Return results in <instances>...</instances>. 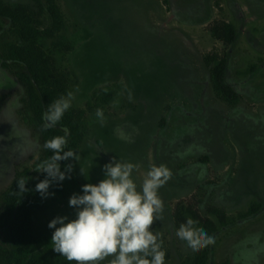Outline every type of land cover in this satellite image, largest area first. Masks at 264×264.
I'll use <instances>...</instances> for the list:
<instances>
[{"label": "rangeland", "instance_id": "obj_1", "mask_svg": "<svg viewBox=\"0 0 264 264\" xmlns=\"http://www.w3.org/2000/svg\"><path fill=\"white\" fill-rule=\"evenodd\" d=\"M2 2L37 9L36 0ZM56 3L64 28L43 49L52 52V74L64 97L72 93L68 110L84 112L83 136L75 188L61 201L49 188L34 212V229L52 235L51 220L75 219L69 198L104 179L103 166L113 159L135 165L138 189L153 165H164L172 175L158 190L163 210L151 230L159 234L165 264L194 259L197 251L175 235L188 218L196 228L208 221L217 230L208 264H264V0ZM41 20L48 28L46 14ZM227 24L236 32L233 44L214 36ZM15 42L0 20V212L15 174L31 170L43 150L17 78L24 71L4 61L6 45ZM53 42L67 50L52 49ZM211 57L228 59V80L238 96L234 106L212 90ZM196 130V142L185 138V145L174 146ZM252 206L258 212L241 219Z\"/></svg>", "mask_w": 264, "mask_h": 264}, {"label": "trees", "instance_id": "obj_2", "mask_svg": "<svg viewBox=\"0 0 264 264\" xmlns=\"http://www.w3.org/2000/svg\"><path fill=\"white\" fill-rule=\"evenodd\" d=\"M37 9L28 6L6 5L0 0V20L6 22L11 34L16 38L15 43L6 45L4 53L5 62L12 63L15 67L24 71L17 78L23 86L27 98L28 107L33 115L34 122L39 129L42 143V155L37 159L30 169L17 172L9 188L2 194L3 207L0 212V264H71L59 253L53 251L51 234H44L34 229L33 217L37 207L43 198L35 191V186L46 178V174L39 171V165L47 160L52 152L44 148L46 141L56 136H64L67 129V144L65 151L71 150L78 153L79 144L83 136V111L67 110L62 119L53 128L44 130L42 115L49 105L64 97L61 81L53 77L51 70V51L43 49V43L59 35L64 28V18L61 14L56 0H36ZM46 14L50 25L43 28L41 17ZM216 39L228 44L236 40V32L231 25H223L222 33H214ZM54 50H67L61 42L51 43ZM209 67V83L217 97L224 103L234 106L237 104V92L228 80V59L223 57L217 59L211 57L206 59ZM5 65V63H4ZM252 72V69H251ZM111 96L107 94L103 102L107 104ZM166 121L160 126L163 128ZM197 131H191L175 140L179 145L183 139L197 141ZM198 135H201L199 132ZM185 145V144H183ZM60 170L65 172L66 178L62 182H52L50 189L58 200H63L75 188L76 160H64L58 162ZM71 164L72 171L66 172V166ZM32 172L39 175V182L32 177ZM25 180V191H19L17 182ZM259 210L258 206H252L241 219L248 220ZM220 222L223 216L216 213ZM203 230L211 237H215L217 230L210 222L203 223ZM211 255V245L197 251L191 264H208Z\"/></svg>", "mask_w": 264, "mask_h": 264}, {"label": "clouds", "instance_id": "obj_3", "mask_svg": "<svg viewBox=\"0 0 264 264\" xmlns=\"http://www.w3.org/2000/svg\"><path fill=\"white\" fill-rule=\"evenodd\" d=\"M72 93L53 101L42 115L43 129L53 128L71 107ZM97 116H102L97 110ZM56 136L44 144L52 155L39 165L46 178L35 186V191L47 198L52 182H62L65 172L59 161L79 159L71 150L65 151L69 132ZM66 166V172L72 171ZM135 165L113 159L103 166L104 179L93 185L84 184L82 194H73L68 201L76 209V218L56 217L48 224L55 229L51 237L53 251L74 264H100L108 258V264H165V252L154 234L152 225L160 219L163 202L158 190L171 178V171L164 165H153L138 185L132 173ZM25 180L17 182L19 191H25ZM188 218L175 235L193 251L212 245L214 238L202 228L194 227ZM57 225H60L57 227Z\"/></svg>", "mask_w": 264, "mask_h": 264}]
</instances>
